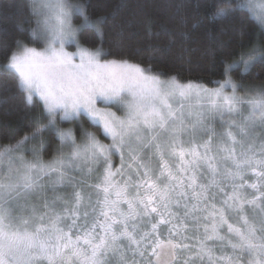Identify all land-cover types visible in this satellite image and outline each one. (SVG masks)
<instances>
[{"label": "snow or ice", "instance_id": "1", "mask_svg": "<svg viewBox=\"0 0 264 264\" xmlns=\"http://www.w3.org/2000/svg\"><path fill=\"white\" fill-rule=\"evenodd\" d=\"M9 3L43 47L17 40L4 67L42 110L0 149V264H264V87L235 83L227 62L214 88L162 79L81 47L74 15L98 33L106 22L82 4ZM246 13L264 25L255 0H227L214 18ZM258 60V47L240 53L246 70ZM45 132L58 141L48 160Z\"/></svg>", "mask_w": 264, "mask_h": 264}, {"label": "trees", "instance_id": "2", "mask_svg": "<svg viewBox=\"0 0 264 264\" xmlns=\"http://www.w3.org/2000/svg\"><path fill=\"white\" fill-rule=\"evenodd\" d=\"M74 1L85 6L90 19L106 18L102 33L89 26L81 28L79 39L84 46L111 53L103 59H127L182 83L217 86L215 81L226 78L222 75L225 62L233 65L240 61L242 50L260 46L264 50V28L253 15L246 13L244 19L214 18L218 6H224L227 0ZM0 7L2 149L31 132L40 117L42 102L28 104L16 86V74L4 67L17 40L34 43L29 26L22 23L23 5L14 7L9 0H0ZM230 74L239 84L264 85V64L259 60L247 70L244 65H233ZM85 125L96 131L86 120ZM44 135L51 142L48 152L43 154L48 160L58 141L48 132Z\"/></svg>", "mask_w": 264, "mask_h": 264}, {"label": "rangeland", "instance_id": "3", "mask_svg": "<svg viewBox=\"0 0 264 264\" xmlns=\"http://www.w3.org/2000/svg\"><path fill=\"white\" fill-rule=\"evenodd\" d=\"M71 2L73 3V4H80V3H78V2H76V1H74V0H71ZM255 2L258 4V5H261V4H264V0H255ZM259 9H257V11H258ZM85 12H86V10H85ZM87 14V13H86ZM254 17V16H253ZM255 18V17H254ZM76 19H79L78 21H76ZM92 20V19H91ZM257 21H259L258 19H257ZM73 24L79 29V32H80V30H81V28H83V27H86V25H84V20H83V16H81V15H74V17H73ZM263 26V28H264V25H262ZM79 32H78V38H79ZM25 45H27V46H29V47H36V48H38V49H41L42 47H43V44L42 43H38V44H35V43H33V44H29V43H26V42H23ZM79 43H80V46L81 47H85V48H88V47H86V46H84L82 43H81V41H80V39H79ZM261 47V46H260ZM260 47H258V48H260ZM66 48H67V50L68 51H72V52H74V51H76V46L74 45V44H72V45H66ZM90 49V48H89ZM261 49V48H260ZM92 50H95V49H92ZM261 50H263V49H261ZM7 63H5V65H6ZM0 65H1V63H0ZM233 65H243V63H241L240 61H238V62H236V63H234ZM250 67V66H249ZM231 69V68H230ZM230 69H229V72H228V75H230L231 76V74H230ZM244 69H245V67H244ZM231 78H232V76H231ZM162 79H167V78H164V77H162ZM232 80L235 82V83H237V84H239V82H237V81H235L233 78H232ZM180 83H182V82H180ZM192 83H194V84H200V83H196V82H192ZM182 84H186V83H182ZM201 85H203V84H201ZM204 86H206V85H204ZM245 86V88H249V87H252V88H260V87H264V85H244ZM206 87H209V86H206ZM214 87H217V86H214ZM214 87H209V88H214ZM35 99H39L38 97H34V100ZM116 109H113V111H115ZM118 115H122V113H120V112H118L117 113ZM80 123H82L83 124V127L85 128V129H87L88 131H93V132H95V130H93V129H90V128H87L86 127V125H85V120L84 121H81ZM60 127L61 128H63V129H68V128H73V129H78V127H79V124H77V123H74V122H68V121H63V122H60ZM43 139L46 141V148H47V151H46V153L48 152V150H49V148H50V146H51V142H49V140L45 137V135L43 134ZM101 139H102V141L104 142V143H110V140H108V139H104L103 137H101ZM34 145H39V138H38V140L36 141V142H30L28 145H26L25 146V148L26 149H28V150H30ZM53 151H55V148H52L51 149V152H53ZM21 154H23V155H25L27 158H31V154H30V151H24V152H22ZM44 158V157H43ZM45 159V158H44ZM49 159V158H48ZM114 163L117 165V166H119V159L118 158H115L114 159Z\"/></svg>", "mask_w": 264, "mask_h": 264}]
</instances>
